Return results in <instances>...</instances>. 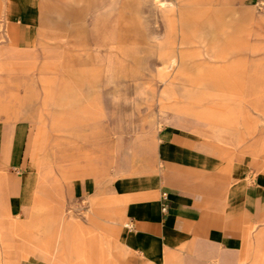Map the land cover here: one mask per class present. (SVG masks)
I'll list each match as a JSON object with an SVG mask.
<instances>
[{
    "label": "rangeland",
    "instance_id": "374dc122",
    "mask_svg": "<svg viewBox=\"0 0 264 264\" xmlns=\"http://www.w3.org/2000/svg\"><path fill=\"white\" fill-rule=\"evenodd\" d=\"M7 2L0 130L24 129L35 183L27 210L0 214V264H123L131 222L113 176L158 169L169 125L231 186L264 173V0H33L29 50L7 42ZM89 180L96 192L77 195ZM69 222L84 227L78 240ZM243 225L238 247L193 238L172 250L178 264H264V220Z\"/></svg>",
    "mask_w": 264,
    "mask_h": 264
},
{
    "label": "crops",
    "instance_id": "0c3cea01",
    "mask_svg": "<svg viewBox=\"0 0 264 264\" xmlns=\"http://www.w3.org/2000/svg\"><path fill=\"white\" fill-rule=\"evenodd\" d=\"M5 5L10 10L7 42L14 49L29 50L35 40L33 0H8ZM234 44L242 45L240 37ZM257 49L253 47V51ZM207 68L220 74L219 68ZM175 132L177 128L169 125L166 135L160 137L158 169L113 176V196L124 208L122 218L133 225L121 231L120 241L125 240L128 249L120 246L123 264H178L180 258L172 250L200 237L233 250L242 242L247 228L243 224L249 215L253 214L256 221L264 220V173L252 184L239 181L231 186L229 177L210 171L215 164L213 156ZM25 141L21 127L0 130V177L4 182L10 179L8 187L5 185V197L10 202H0V214L27 210L34 195V174L24 168ZM96 188L97 184L89 180L75 187V193L88 196ZM163 192L169 197L166 213L162 211ZM219 200L220 205L211 206ZM30 223L33 220L25 224ZM63 228L66 236L77 240L84 230L74 222ZM210 264H217V259Z\"/></svg>",
    "mask_w": 264,
    "mask_h": 264
},
{
    "label": "built area",
    "instance_id": "2783aa9c",
    "mask_svg": "<svg viewBox=\"0 0 264 264\" xmlns=\"http://www.w3.org/2000/svg\"><path fill=\"white\" fill-rule=\"evenodd\" d=\"M162 200H163L162 211H163V213H166L168 211V208H169V197H168L167 192H163ZM132 226L133 225L130 223V228H133Z\"/></svg>",
    "mask_w": 264,
    "mask_h": 264
}]
</instances>
